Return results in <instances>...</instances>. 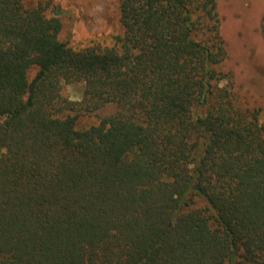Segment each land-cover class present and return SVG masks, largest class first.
I'll return each mask as SVG.
<instances>
[{
  "label": "trees",
  "instance_id": "1",
  "mask_svg": "<svg viewBox=\"0 0 264 264\" xmlns=\"http://www.w3.org/2000/svg\"><path fill=\"white\" fill-rule=\"evenodd\" d=\"M53 1L0 0V264H264V109L218 0H120L79 48Z\"/></svg>",
  "mask_w": 264,
  "mask_h": 264
},
{
  "label": "rangeland",
  "instance_id": "2",
  "mask_svg": "<svg viewBox=\"0 0 264 264\" xmlns=\"http://www.w3.org/2000/svg\"><path fill=\"white\" fill-rule=\"evenodd\" d=\"M217 2L220 29L228 50L222 67L232 72L240 94L264 109V40L260 33L264 0ZM119 3L120 0H54L52 10L61 20L59 38L74 48L91 41L109 42L111 36L122 32ZM61 93L70 100L80 99L81 84H63ZM113 110L114 106L108 105L102 112ZM79 122L95 123L96 118L85 116Z\"/></svg>",
  "mask_w": 264,
  "mask_h": 264
}]
</instances>
